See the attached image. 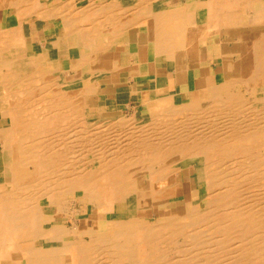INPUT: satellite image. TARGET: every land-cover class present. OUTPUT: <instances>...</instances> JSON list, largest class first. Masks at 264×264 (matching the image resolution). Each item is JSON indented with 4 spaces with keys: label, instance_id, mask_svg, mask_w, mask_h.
I'll return each instance as SVG.
<instances>
[{
    "label": "bare ground",
    "instance_id": "obj_1",
    "mask_svg": "<svg viewBox=\"0 0 264 264\" xmlns=\"http://www.w3.org/2000/svg\"><path fill=\"white\" fill-rule=\"evenodd\" d=\"M0 14V264H264V0H0ZM58 26L85 46L45 62L56 43L30 28ZM215 39V81L196 86L188 64ZM59 62L88 71L63 81ZM161 73L143 109L103 98Z\"/></svg>",
    "mask_w": 264,
    "mask_h": 264
},
{
    "label": "crops",
    "instance_id": "obj_2",
    "mask_svg": "<svg viewBox=\"0 0 264 264\" xmlns=\"http://www.w3.org/2000/svg\"><path fill=\"white\" fill-rule=\"evenodd\" d=\"M57 2H55L56 4ZM175 4V3H174ZM53 5V4H50ZM7 20V21H6ZM13 24L12 21L6 17L5 14H0V27H6L8 25ZM60 27V26H58ZM37 30H33V28H30V35L32 39L34 40L33 43H38L36 40L38 39L39 41L42 39L46 38V42L48 41L49 43H56L55 47L50 48L49 50H45L44 56H45V62H48L51 60H57L68 56V51L72 50L73 47L76 46V48H80L85 46V42L81 41L79 36L77 35H71L69 38L64 37V32H62V28L60 27L59 29L56 28V36H46L42 34V32H35ZM63 34V35H62ZM39 36V37H38ZM43 38H42V37ZM38 37V38H37ZM60 38V39H59ZM66 38V39H65ZM55 39V40H54ZM59 39V40H58ZM124 39H121L120 42L124 44ZM47 42V43H48ZM215 43V44H214ZM74 44V45H73ZM211 45V46H209ZM71 47V48H69ZM111 47V48H110ZM56 48V49H55ZM109 49V50H108ZM107 49L108 53L104 54L105 56L103 57L104 59L111 61L115 55H113L114 51H116L115 47L109 46ZM139 49V54L142 55H151L149 51H143L140 48ZM201 50V52H200ZM83 49H80L79 52H83ZM142 51V52H141ZM148 52V53H147ZM111 53V54H110ZM198 60L196 62H193L191 64H188V68L192 69V73L194 76L193 82L196 86L201 85H212L214 83V76H213V70L215 69V64L219 58V49L217 48L216 45V39L213 41H204L200 43V48L198 52ZM49 55V56H48ZM48 60V61H47ZM211 61V63H210ZM103 62V61H102ZM58 64V63H57ZM60 64V69L62 71H67V74H65V77L63 81H69L71 79H76L79 78L81 75L86 73L88 71L87 68H82V69H76L74 71H70L69 69V63L68 62H59ZM124 66V64L122 65ZM157 72H162L161 67L156 68ZM209 73V74H207ZM68 78V80H66ZM171 79V76L168 74H163L158 75L156 80H151L150 83L146 86H142L137 88V84L134 83L133 81H128L124 83H120L116 85L115 88H113V94L109 93L103 98L106 99L107 104L109 105H128L129 107H134L135 105H139L138 107L140 109H143L145 107L144 105V100H145V94L147 93V90H155L158 91V94H162L165 92L167 83ZM108 80V79H107ZM153 83V84H152ZM163 83V84H162ZM207 83V84H206ZM155 84V85H154ZM155 86H157L155 88ZM79 88V87H78ZM140 91V92H139ZM139 92V93H138ZM148 106L153 108V105L151 103H148ZM123 111L126 112L124 107H122ZM2 183V175L0 174V185ZM88 217V216H87ZM79 219L84 218V216H79Z\"/></svg>",
    "mask_w": 264,
    "mask_h": 264
},
{
    "label": "rangeland",
    "instance_id": "obj_3",
    "mask_svg": "<svg viewBox=\"0 0 264 264\" xmlns=\"http://www.w3.org/2000/svg\"><path fill=\"white\" fill-rule=\"evenodd\" d=\"M55 3V1H52L51 2V4H54ZM66 80H68V78L66 79ZM80 85H81V83H75V84H72V85H67V86H65L64 87V89H66V90H69V89H76V88H78V87H80ZM77 86V87H76ZM74 87V88H73ZM187 173H185V177L184 178H186L187 177V175H186ZM191 185H190V183L189 182H184V186H183V189H179V191H178V193H182L183 195H185V196H187L188 195V193H189V191L191 190ZM150 212H148V214H149ZM86 215H89V208L88 207H82L81 208V210H80V214H79V216H86ZM64 218V217H63Z\"/></svg>",
    "mask_w": 264,
    "mask_h": 264
}]
</instances>
